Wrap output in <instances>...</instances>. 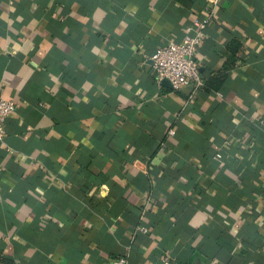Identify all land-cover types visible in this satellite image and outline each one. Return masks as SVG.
<instances>
[{
	"label": "crops",
	"instance_id": "obj_1",
	"mask_svg": "<svg viewBox=\"0 0 264 264\" xmlns=\"http://www.w3.org/2000/svg\"><path fill=\"white\" fill-rule=\"evenodd\" d=\"M205 5L0 0V264H264V0H219L202 88L151 66Z\"/></svg>",
	"mask_w": 264,
	"mask_h": 264
},
{
	"label": "built area",
	"instance_id": "obj_2",
	"mask_svg": "<svg viewBox=\"0 0 264 264\" xmlns=\"http://www.w3.org/2000/svg\"><path fill=\"white\" fill-rule=\"evenodd\" d=\"M218 2L219 0H206L205 16L201 19H194L186 26L180 42H166L154 51L150 57L151 66L158 81L166 80L174 90L191 87L193 91H196L202 88L204 82L194 56ZM15 109L16 103L0 94V140H3L5 136V121ZM259 123L263 124L264 119H261ZM214 157L220 159L221 153H216ZM136 229L143 233L148 231L146 226H138ZM112 264H127V262L124 258H117ZM160 264L177 263L165 256Z\"/></svg>",
	"mask_w": 264,
	"mask_h": 264
},
{
	"label": "water",
	"instance_id": "obj_3",
	"mask_svg": "<svg viewBox=\"0 0 264 264\" xmlns=\"http://www.w3.org/2000/svg\"><path fill=\"white\" fill-rule=\"evenodd\" d=\"M164 82L168 83L166 80H164Z\"/></svg>",
	"mask_w": 264,
	"mask_h": 264
}]
</instances>
